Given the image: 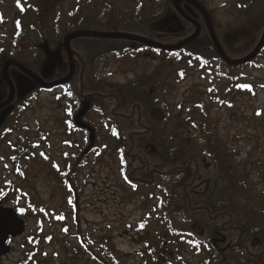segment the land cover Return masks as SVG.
Returning <instances> with one entry per match:
<instances>
[{
  "label": "rangeland",
  "instance_id": "374dc122",
  "mask_svg": "<svg viewBox=\"0 0 264 264\" xmlns=\"http://www.w3.org/2000/svg\"><path fill=\"white\" fill-rule=\"evenodd\" d=\"M151 1L153 0H19L18 4V0H0V51L4 55L16 49L21 64L36 63L37 52L33 45L45 37L51 40V46L54 47L57 41L62 44L64 36L68 33L74 34L73 31L76 29L85 31L95 27L110 31L108 27L116 29L115 25L119 24L135 27L133 24L135 21L138 22V28H135L134 35H138L137 30L148 32L151 31L150 23L144 18H137L134 13L141 2L145 4ZM163 1L161 0L162 3ZM170 2L172 12L162 19V23L157 28L161 33L177 34L174 32L178 27H182L181 21L188 22L177 14L172 0ZM203 2L205 7L202 6L203 11L213 22L212 28L215 29L213 31L217 35V41L225 47L226 36L232 35V31L226 32L229 31V27L234 26L235 20H246V18H238L237 15L239 9L246 6L247 2L246 0H203ZM75 5L79 6L78 12L83 20H67ZM258 11L259 14L252 19L254 21L251 26L252 31L255 30L257 34L261 26L264 31V6ZM21 24L22 37L18 38L22 39L17 38L18 44L15 41L13 45V35L17 29L21 30L18 27ZM263 31L257 41H255L257 36L254 38L252 36L251 51L261 39ZM87 39L92 38L71 41V50L74 52L73 48L78 50L90 48L106 51L109 48H116L115 42L111 45V43L104 44L98 39H92L91 42ZM182 41L175 44L156 43L177 45ZM232 45L237 49L235 52L239 51L237 54L244 49L241 43L236 42ZM128 47L132 48L131 46L126 48ZM143 52L148 53L146 57ZM56 60L66 61L64 46L62 59L56 58ZM7 61L9 60L5 62ZM5 62L0 63L1 78ZM254 64L242 66L231 72L236 77L235 82H232L224 76L227 73L226 67L224 68L219 62H211V59L208 64H202L198 61L188 62L181 53L166 58L160 52L144 50L135 55L128 64L118 65L110 61L108 70L110 74H114L113 79H110L117 81L114 84L131 82L133 77L135 81L142 82L143 89L139 97L145 99L143 103L148 108V112L154 106L163 108L166 119L161 124H155L153 129L157 134H161L164 139L168 138L169 141L174 139L173 143H175L174 136L181 137L183 141L181 140L179 145L175 143L177 146L174 147L177 149L187 141L196 147L202 144L200 131L212 134L226 148V152L221 154L217 152V154L229 159L232 167H236L238 175L257 191V194L255 192L251 194L250 191L245 194L262 197L264 196V51L254 60ZM44 67L45 65L43 69ZM11 68L15 67H9L8 75L15 91L13 77L17 78L16 81L20 84L23 82L18 78V74L11 73ZM43 69L41 75L36 76L48 84L52 77L43 79ZM179 70L183 72L180 76ZM18 72L21 76H25L19 70ZM60 73L68 75L64 71ZM233 83L237 87H234ZM5 84L7 85L6 82ZM74 85L75 90L78 91V80ZM6 87L5 92L9 96V87L8 85ZM99 90L108 94V92H117L119 87ZM61 92L37 90L35 100L31 101L30 107L24 114L18 115L14 104L11 105L12 102L0 111V125L3 122L7 124L12 122L15 126L13 134L3 137L0 141V186L2 187L7 180L15 186V191L10 190L9 193L6 188L0 189V207L15 211L21 208L23 213L19 217L25 221L24 234L9 243L11 250L7 256L0 259V264H19L24 261L30 250L28 239L40 233L44 237L48 235L50 237L40 242V252L35 254L33 260L39 264H85L88 255L73 250L74 247L80 248L77 240L79 231L87 232V236H90L96 244L102 243L99 238L106 237L109 246L112 245L115 249L119 264H143L138 254L145 250V240L152 241L151 244L156 243L159 231L166 227L162 222L169 215L166 214L167 203L161 204L158 201L161 197L160 191L156 190L159 181H155L156 184L152 188L142 183L133 188L132 183H125V172L130 180L139 179L142 173L141 166L133 164L128 152L124 154L125 157L123 156L124 161L119 163L121 155L117 152L122 147L109 137V131L101 129L99 125L101 116L93 109L97 105L92 106L88 116L80 120L81 123L89 124L94 129L90 147L83 145V140L86 139L83 130L74 134L73 131L68 133L63 123L61 109L63 105L67 106V102L64 97H60ZM150 98L151 101H147ZM145 130L150 132L151 127L146 125ZM187 130L191 133H187ZM18 134L36 137L35 139L41 140V143L34 150L36 158L31 159L15 174L7 158L10 154V146L18 141ZM40 135L45 139L44 141ZM69 142L71 146L68 145ZM96 147H98L97 151L93 150ZM181 149L188 155L199 152L198 148H195L197 151L184 146ZM178 153L180 159L175 162L186 160V158L182 159L181 151ZM76 161L77 165L73 169L75 173L73 172V180H71L75 187L74 196L66 190L65 184L69 182V178L62 176V173L67 164H75ZM125 163L128 166H125ZM125 168L127 171H124ZM218 184L220 185V182ZM21 193L30 196L35 209L36 207L40 209L38 213L37 210L33 212L25 204L20 196ZM163 207L166 208L165 212L161 209ZM197 211H188L187 214L183 211L179 214L171 211L169 216H172V221L178 229H190L201 243L207 242L206 245L193 246L192 239L187 237V244L169 257L168 263L163 264H246L255 260L250 259L248 250L240 251L236 248L225 254L219 253L220 249H215L218 258L214 260L215 252L210 236L212 231L208 230L209 227L203 226L214 215L208 218L207 215H199ZM186 215L192 219L191 223H188ZM212 221H215V218ZM258 226V230L262 232L264 223L259 222ZM231 236L229 241L235 244L237 238ZM250 239L251 237L246 241L247 244L250 243ZM253 242L259 243L258 248L264 252V239H253ZM44 253L47 255V260L42 263L40 254ZM261 258L258 264H264V253Z\"/></svg>",
  "mask_w": 264,
  "mask_h": 264
},
{
  "label": "trees",
  "instance_id": "16d2710c",
  "mask_svg": "<svg viewBox=\"0 0 264 264\" xmlns=\"http://www.w3.org/2000/svg\"><path fill=\"white\" fill-rule=\"evenodd\" d=\"M197 3H199L201 6L204 7L203 0H195ZM247 5L243 8L239 9V16L238 18L246 20H235L234 26L229 27V31L231 32V36H226V46L222 47L224 52L228 55L229 59L236 60L243 58L244 56L248 55L250 51L252 50L253 46H251V39H253L255 36L257 39L259 38L260 33L263 31V26L258 28V34L252 31V20L255 18L259 13V9L264 6V0H246ZM77 3V2H76ZM78 4V3H77ZM141 2L140 7L136 10L134 14H136L137 18H144L148 23L151 25V31H138L139 36L144 37L146 39L152 40L154 42L162 43V44H175L179 42L180 40H184L188 38L192 33L193 26L190 24L181 21L182 27H178V29L175 30L174 33H161V30L157 28V26L162 23V19L166 18L169 12H172L171 2L170 0H164L163 3L161 0H153L149 3L143 4ZM245 5V4H244ZM205 8V7H204ZM79 6L75 5L74 9L71 10V13H69V17L67 20H83L81 18L79 10ZM123 16V15H120ZM211 26L213 25L212 20H210ZM135 27L125 24H119L115 25L117 27L118 31L126 32V33H132L136 31L138 28V22L135 21L133 23ZM198 24L200 26V33L199 36L191 41L188 45L184 46L180 52L185 53V57L188 62L191 61H198L202 64H208L210 59L211 62H219L220 64H223L224 68L227 71V74L225 75L232 81L235 82L236 77L233 75V72L235 69H238L242 66L247 65H255L254 60L264 51V44L258 54V56L252 60L249 63L238 65V66H231L227 63L223 62L219 55L216 53L213 45L210 42L207 29L205 27V23L203 20H198ZM22 24L18 25V27L21 28V30H18L14 33L12 43L15 44V41H17V44L19 42L18 37H22ZM232 27V28H231ZM111 28V27H110ZM136 28V29H135ZM232 29V30H231ZM213 30H215L213 28ZM82 30L76 29L73 31L74 33L80 32ZM65 33H68L67 31H64ZM63 32V33H64ZM215 32V31H214ZM69 34V33H68ZM67 34V35H68ZM217 36V35H216ZM253 36V38H252ZM19 40H18V39ZM17 39V40H15ZM92 41V39H87ZM78 40H75L74 42H77ZM83 41V40H80ZM98 41V40H96ZM103 41L104 44L116 43V48L119 51H124L127 46H131L133 49V53H137L138 49L140 48H147L140 45H137L132 42L128 41H119V40H99ZM254 41V43H255ZM241 43L244 47V49L240 52V54H237L239 51H236L233 47V43ZM253 43V44H254ZM258 43V42H257ZM125 45V46H124ZM127 45V46H126ZM245 45V46H244ZM35 47V51L37 52L36 56V63H22L25 68L30 70L35 75L39 76L41 75L43 66L47 63L49 58L52 55V52L57 51V55L59 53L63 54V46L60 42L57 41V44L53 47L51 46V40H49L48 37H45L43 40L39 41L38 43L33 45ZM129 48V47H128ZM24 49H28L24 47ZM112 49V48H109ZM152 51H157L155 49H150ZM233 51V52H232ZM162 53L163 56L168 58L172 53L164 52V51H158ZM14 60L18 63H20L21 59L18 57V50H12L10 52H7L6 54H2L0 51V63L5 62L6 60ZM21 64V63H20ZM173 64V63H172ZM174 66V65H173ZM12 72H15L19 76L18 78L21 79L23 82L20 84L17 80V78L14 79V84L16 85L15 88V94L14 98L12 100V104L15 106V110L18 112V115L24 114V112L27 110V108L30 107L31 101L35 100L38 91H44L41 88H39L35 83L31 82V80L26 76H21L17 69L11 68ZM231 70V71H230ZM182 71H178V75H182ZM45 79V78H43ZM7 85L1 78L0 74V103L4 102L7 99V92H5ZM234 87H237L235 83H233ZM81 88L83 93H89L93 89L81 85L78 90ZM130 88V87H129ZM128 86L120 87L117 92L114 91V94L118 96V98H114V100L107 96L106 91L101 90H94L96 92H100L102 95H93L92 100L97 102V108H93L96 113H98L101 116V128L104 130L109 131V137L116 141L117 144L121 145L122 149L119 148L120 154L123 152L124 154H130L131 159H133V164L136 166H143L142 173H148L151 172V170H157L159 171L161 169V166L163 163H166L167 165V197H166V203H167V213H171V211L177 212L178 214L183 211V213H188V211H197L199 215H207L208 218L213 214V218H210V220L215 221H221V224L224 222V219L226 217L225 213L230 214V225L232 227H241L242 229L236 230L233 229L235 232L238 231L239 234L242 230L243 232H247L248 234H251L252 236H256L258 234L261 235V238L264 239V230L261 232V230H258L259 222L264 223V196L260 197V195H256L257 197H253V195H246L250 191L251 194L255 192L257 194L256 189L254 190L252 186L249 185V183L246 184L244 179L238 175L236 172V167H232V163L229 159L226 157H222L217 154V152L223 153L225 151V147L223 146V143L217 141L215 136L212 134H209L206 131H203L200 141L203 142L206 146H208L210 149L212 147L214 148L212 151L206 149V155L210 160H212L213 163H215L216 167L219 168L220 171V180L216 182L215 187V196L213 199H188L184 192L182 191L183 182L186 181L187 176H181L177 173H172L171 169L175 168V161H178L180 157L178 156V149L174 146H177L180 144L179 142L182 140L181 137H176L175 143L172 141L174 139H171V141L167 139H164L161 134H157L153 128H155V124L151 122L148 118V108L145 107L143 102L138 101L137 99L135 101H131V98H137L139 97L138 94V88L134 87V89H129ZM103 90V89H102ZM8 91V90H7ZM101 97V99L99 98ZM90 98V97H89ZM102 100V102H101ZM110 103V101H112ZM103 108H100V107ZM112 107V109H111ZM91 107H88V110L86 112V116L91 112ZM113 112H116L115 118H111ZM6 121V120H4ZM18 123V119L15 120ZM149 125L151 127V132H147L142 134V131L145 130V126ZM15 131V126L12 122H3L0 125V141L5 136H9L13 134ZM86 139L83 141V145H87V148L91 146V136H94V129H88L86 132ZM29 134V133H28ZM74 134V133H73ZM42 141L45 139L40 135ZM18 141L10 146V154L8 155L7 161L8 164L12 166L13 173H18V171L22 170L25 164L29 163L31 159L36 158L35 148H37V145H40L41 140L35 139L36 137H29L23 134H18ZM95 138V137H94ZM22 141V142H21ZM71 141V140H69ZM183 141V140H182ZM72 143V142H71ZM156 145V153L153 155H150L148 152L149 145ZM69 146L70 142L68 143ZM22 146V147H21ZM80 146V145H77ZM118 146V145H117ZM176 148V149H172ZM161 152L166 154V157L163 158L161 156ZM125 157V155H123ZM143 156H150L149 159H144ZM140 158V159H139ZM80 162V160H79ZM77 165V161L75 164H67L65 171H63L62 176H68L69 180H73L72 177L74 175L73 169H75L74 166ZM74 172V173H73ZM160 175L158 174L157 180L160 178ZM248 178V177H246ZM149 179V177H148ZM220 182V185L218 184ZM12 182L10 180L4 181V185L1 188H6L7 192L9 193L10 190L15 191L14 184H11ZM222 184V185H221ZM72 182L66 183L65 188L69 192H71L74 196V189ZM17 194V193H16ZM261 194V193H260ZM19 195V194H18ZM17 195V196H18ZM23 200L25 201V204L28 205L30 209L33 210V212L38 213L40 211L39 207H36L33 205L32 200L30 199V196L26 193H21ZM247 196V198H246ZM73 197V196H72ZM161 200V197H160ZM159 201V203L162 204V202ZM192 207L194 210H192ZM197 207V208H196ZM197 209V210H196ZM72 211L73 208H72ZM202 211V212H199ZM18 214L22 215L23 210L21 208L17 209ZM166 217L162 224L166 225L165 229H161L158 233V238L156 239V243L151 244V242H148V240H145V250L141 251L138 256H140L141 260L143 261V264H163L168 263V258L171 257L174 253L178 252L182 247H184L187 244V237L192 238V245L194 246H202L206 245L207 242L201 243L196 237L193 236L192 231L190 229L187 230H181L178 229L175 226V223L172 221V216ZM187 216V215H186ZM188 223H191V218L187 216ZM205 219H207L205 217ZM208 221L205 225H208L211 221ZM262 220V221H261ZM40 233L38 236L35 235L31 239H28L30 250L27 253V257L24 261L20 262L19 264H39V262L33 260V257L35 254L40 252L39 250V244L43 239H47L50 237L48 235L47 237H44ZM215 232H210V236L213 238L215 237ZM41 235V236H40ZM238 235V234H237ZM211 238V239H212ZM102 242L101 244H96L93 239H91L90 236H87V232H81L79 231L77 233V240L79 242V247L76 248L74 252H81L86 253L88 255L87 261L85 264H119L118 259H116L114 247L108 244V239L106 237L99 238ZM147 241V242H146ZM242 241H246L244 238L240 239L238 238V243L235 245H239L242 243ZM97 247V250H96ZM213 248V247H212ZM215 255H213L214 260L218 258V253L213 248ZM239 250V249H238ZM42 252V251H41ZM217 254V255H216ZM42 263L44 260H47V255L40 254ZM92 261V262H91ZM95 262V263H94ZM259 261L257 259L251 261L246 264H258Z\"/></svg>",
  "mask_w": 264,
  "mask_h": 264
},
{
  "label": "flooded vegetation",
  "instance_id": "af4514ba",
  "mask_svg": "<svg viewBox=\"0 0 264 264\" xmlns=\"http://www.w3.org/2000/svg\"><path fill=\"white\" fill-rule=\"evenodd\" d=\"M181 9L185 11V4L181 3ZM193 12H195L196 17L195 20H204L201 15L198 13L197 10L194 8H191ZM110 31H104L100 30L99 28L91 27V29H86L85 31L87 32H94V33H116L118 32V29H110ZM114 31V32H112ZM91 42V41H89ZM95 42V41H94ZM93 42V43H94ZM74 54L72 56V65H73V73L71 76V79L69 82H67L64 85H55L50 88L51 91L53 92H59L62 91V95L60 96L61 98L64 97L65 101L67 102V106L63 105L61 109L63 110V123L66 128V131L70 133L73 131V133H78L81 132L82 130L86 132L88 129L93 130L92 126H89V124L81 123L80 120L81 118L86 116V111L88 110L87 108L90 106L98 105L97 102L92 100V97L94 94L97 96L99 92H96L94 90H99L103 88H112L114 86L116 87H125L128 85V88L130 87L131 89H134V87L138 88V94L140 96V92L142 91V85L140 81H135L134 77L131 82L125 81L124 83L118 82L117 84H114V82H117L116 80H110L112 77H114V74H110V70H108V65L110 61H114L118 63V65L121 64H128L135 55L140 53L141 51H144L145 49H138V52L135 54L133 53V49L131 48H125L124 51H119L117 48H112V49H106V51L103 50H98V49H90V48H84V49H77L73 48ZM147 51V50H146ZM66 54V52H65ZM144 57L147 56V52H143ZM53 59V75L52 79L50 80L49 83L55 84L62 80L66 75H61L60 71H64L69 73L71 63L68 60V56L66 54V61L61 60L62 59V54L59 53L57 55V52L54 51L52 52V55L50 59ZM56 58L61 60L60 62H57ZM117 60H116V59ZM63 68V69H62ZM68 69V71H67ZM113 79V78H112ZM144 79V77H143ZM78 80L79 87L81 85H85L91 89H93L89 93H83L81 88L76 91L75 90V82ZM129 88V89H130ZM107 96H110L113 100L114 98H118V96L112 92H108ZM90 97V98H89ZM138 100L140 102H145L144 98H131V101ZM112 100V101H113ZM147 101H151V98L148 99ZM97 108L96 106H94ZM85 109L83 115L79 118L82 110ZM116 112H113L112 114V119L115 118ZM101 119H100V127H101ZM148 127V126H147ZM102 129V128H101ZM146 129V126H145ZM103 130V129H102ZM108 131V130H106ZM151 132V131H150ZM146 133V130L142 132V134ZM195 135V134H194ZM187 147V148H192V149H197L198 148V153H184L183 150L181 149L182 147ZM183 146L178 147V151H181V157L182 159L186 158V160H182L179 162H176L175 168L171 169L172 173H177L178 175L181 176H187L186 181L183 182V187L181 188L182 191L184 192L185 196L188 199H208L211 198L213 199L215 194V187H216V182L219 181L220 179V171L219 168L216 167L215 163L208 158L206 155V149L208 150H213L214 148L210 149L208 146L205 144H200L198 147L196 145L191 144L189 141ZM98 147H96L97 151ZM195 149V150H196ZM197 151V150H196ZM100 151H98L99 154ZM118 153V152H117ZM149 153V152H148ZM156 153V151H155ZM154 153V154H155ZM120 154V153H119ZM150 155H153L149 153ZM121 155V154H120ZM161 156L166 157V154L161 152ZM144 159H149L150 156H143ZM119 163H122L124 161L122 157L120 156L119 158ZM125 166H128L127 163H125ZM143 169V166H141ZM123 164H122V169L121 172L123 173ZM124 171H127V168L124 169ZM126 173V174H125ZM125 178L124 181L126 184H131L132 187L134 188L135 185L142 183L144 186H148L150 188L154 187L155 184L154 182L157 180L158 174L160 175L159 177V186H157L156 190L158 189L161 193V201L162 203L165 202L166 204V194H167V165L166 163H163L161 166V169L159 171L157 170H151V172L148 173H143L141 174L139 179H133L131 178L132 182H130V178H128L127 172H125ZM149 177V179H148ZM164 212L166 211V208L163 207L161 208ZM226 217L224 219V222L221 224L219 221H212L208 225H205V227H209L208 230H211L212 232H215V237L212 239V244L216 250H218L221 254H225L230 252L231 250H235V245L237 241L232 243V241H229V237L232 238L231 235H234V238H244L246 241L248 238L251 237L250 243L247 244L246 241H242L239 245H237L238 249L241 250H248V256L250 257L251 260L257 259L261 261V257H263V250L261 251L260 248H258L259 243H254L253 239H257L258 237L252 236L251 234H248L247 232H243L242 230L240 231L241 233L239 234L238 231H234L233 229L240 230L242 229L241 227H232L230 225V214L225 213ZM203 229V228H201ZM205 231V230H203ZM236 233V234H234ZM231 234V235H229ZM238 234V235H237ZM221 235L225 236V241L224 243H221ZM14 241L13 239H8L7 244L10 242ZM229 241V243H227Z\"/></svg>",
  "mask_w": 264,
  "mask_h": 264
},
{
  "label": "water",
  "instance_id": "95a60500",
  "mask_svg": "<svg viewBox=\"0 0 264 264\" xmlns=\"http://www.w3.org/2000/svg\"><path fill=\"white\" fill-rule=\"evenodd\" d=\"M181 3H185V11L186 12H184L181 9V7H180ZM172 5L174 6L177 13L181 17H183L187 22L192 24L195 28L194 33L189 38L185 39L184 41L180 42L177 45H161V44L151 42V41H148V40L143 39L141 37H138L135 35H130V34H119V33L107 34V33H94V32H87V31L71 34V35L66 36L63 39V46H64V49H65L66 54L68 56V60L71 63L70 71L65 78H63L62 80H60L59 82H57L55 84L44 83L39 77H37L35 74H33L30 70H28L27 68H25L24 66H22L21 64L15 62L13 60H9V61L5 62L3 67H2V78L7 83L8 87H9V96H8L7 100H5L4 102H2L0 104V111L2 109L6 108L12 102L14 94H15L12 82L9 79V75H8L9 67L13 66L16 69H18L22 74H24L26 77H28L33 83H35L40 88L49 89L55 85H63L70 80V78L72 76V72H73L72 56L74 54V52L70 48V43H71V41H73L75 39L99 38V39L125 40V41L134 42L137 44H141V45H144V46H147L150 48H155V49L166 51V52H177V51L181 50V48H183L185 45L189 44L191 41L196 39L199 35V32H200L199 25L197 24L196 20L194 19L196 17V15L191 10L190 6L194 7L203 16L205 24L207 26L209 36H210V40H211L214 48L216 49L217 53L219 54V56L227 64L236 66V65L245 64L247 62L252 61L258 55L260 49L262 48V46L264 44V31H263V34H262L260 41L258 42V44L254 48V50L249 55H247L246 57L239 59V60H229L227 58V56L224 54L223 50L221 49V47H220V45H219V43L215 37V34H214L213 29L210 25V22H209L207 15L203 11V9L194 0H172ZM53 62L54 61L51 58L46 63V65L43 69V75H44L45 79H50L53 75ZM84 111H85V109L82 111L79 118L83 115ZM149 118L153 122L160 124V123L164 122L165 114L162 111V109H160L159 107H153L149 112ZM154 152H155V148L152 147L151 153H154ZM24 232H25V221H23L21 218H19L13 209L0 207V258L8 255L10 250H11L10 246L6 244L7 240L9 238H11V239L18 238V237L22 236L24 234ZM222 242H224V240Z\"/></svg>",
  "mask_w": 264,
  "mask_h": 264
},
{
  "label": "bare ground",
  "instance_id": "6f19581e",
  "mask_svg": "<svg viewBox=\"0 0 264 264\" xmlns=\"http://www.w3.org/2000/svg\"><path fill=\"white\" fill-rule=\"evenodd\" d=\"M174 138H175V140H176V137H175V136H174ZM151 147H152V145H149V148H148L149 151H150ZM121 155H124V153L121 152ZM139 159H140V158H139ZM165 196L167 197V195H165ZM160 201H161V200H160ZM161 202H162V201H161ZM255 237L261 238V235L258 234V235H256ZM254 240H256V239H254Z\"/></svg>",
  "mask_w": 264,
  "mask_h": 264
},
{
  "label": "snow or ice",
  "instance_id": "6c2138e0",
  "mask_svg": "<svg viewBox=\"0 0 264 264\" xmlns=\"http://www.w3.org/2000/svg\"><path fill=\"white\" fill-rule=\"evenodd\" d=\"M18 4H19V0H18ZM245 87H250V86H245Z\"/></svg>",
  "mask_w": 264,
  "mask_h": 264
}]
</instances>
